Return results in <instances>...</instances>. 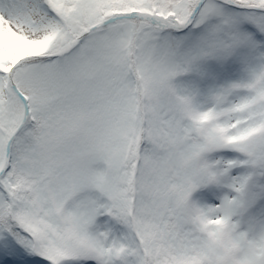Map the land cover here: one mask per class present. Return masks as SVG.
<instances>
[{
    "label": "snow or ice",
    "instance_id": "6c2138e0",
    "mask_svg": "<svg viewBox=\"0 0 264 264\" xmlns=\"http://www.w3.org/2000/svg\"><path fill=\"white\" fill-rule=\"evenodd\" d=\"M0 264H264V0H0Z\"/></svg>",
    "mask_w": 264,
    "mask_h": 264
}]
</instances>
